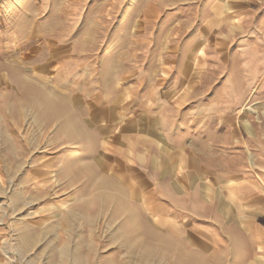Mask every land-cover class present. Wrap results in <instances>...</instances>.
Returning <instances> with one entry per match:
<instances>
[{"label": "rangeland", "instance_id": "rangeland-1", "mask_svg": "<svg viewBox=\"0 0 264 264\" xmlns=\"http://www.w3.org/2000/svg\"><path fill=\"white\" fill-rule=\"evenodd\" d=\"M263 19L264 0H0V264L262 261L264 60L239 51L264 50ZM162 171L204 187L176 201L218 242L158 229Z\"/></svg>", "mask_w": 264, "mask_h": 264}, {"label": "crops", "instance_id": "crops-1", "mask_svg": "<svg viewBox=\"0 0 264 264\" xmlns=\"http://www.w3.org/2000/svg\"><path fill=\"white\" fill-rule=\"evenodd\" d=\"M172 119L175 120V126H170V121H172ZM161 123L167 124L168 125V129H162L165 132L164 137L167 139L168 143H172V141H177L176 136L174 133L175 128H177L178 121L175 119V117L173 116L172 113V118L166 117L160 118V126ZM144 139V138H143ZM147 141V140H146ZM145 140H143V143H148ZM151 143V142H150ZM178 166H182V163H179ZM194 167V165H192ZM185 168V167H184ZM195 168V167H194ZM196 170V169H195ZM198 172L202 171V169L200 170H196ZM164 172L162 171V174ZM163 177L161 178V176L159 177V182H156L155 179H151V183L153 184L154 182L157 183L155 184V187L158 188L159 192L155 191V190H150L148 191L149 194H145L142 197L143 198H151L153 197L154 199H156V204H154L152 206V213L153 216L156 219H158L159 222V226L158 229L159 230H166L167 225H169L170 229L173 230H181V229H185L186 231H188V233L190 232L191 234L193 233H198L200 235L203 234V236L205 237V240L203 243H208V239L210 238V242L212 243H216L218 242V236H216V238H214L213 236V231L217 230L214 229L213 227H211L210 222L206 221V218H201L195 211L192 210V208H181L180 206H178V202L176 200H178L180 197L179 196H185L187 199H197L200 198V201H208L207 197L204 195L203 191H204V187H199L197 185V183L195 181H191L192 183L190 185L188 184H183L181 185V181H179L176 177L172 178L170 177V175L168 176V178H166V176L163 174ZM225 181V180H223ZM148 182V181H147ZM150 183V182H148ZM255 181L252 180H247V182L245 183H241L239 187H242L240 189H249V190H253L255 188ZM165 187H167V193L164 194L162 193V191L165 189ZM200 188V190H199ZM256 190V189H255ZM235 191V190H234ZM240 202L236 201L232 202V205L234 204L233 207H235V205L237 206V208L239 207L240 209H245V207H249V206H253V202L250 199H241L239 198ZM229 213V212H228ZM233 213V212H232ZM234 214V213H233ZM198 220L199 223H196L194 221H192V223H189L188 221L191 220ZM205 220V221H204ZM206 222H209L208 224ZM189 223V224H188ZM214 229V230H213ZM222 229V228H221ZM185 231V232H186ZM211 235V237H210ZM254 235V234H253ZM253 235L251 237H253ZM215 240H213V239ZM192 239V236H189V240ZM195 244V243H194ZM251 249L253 250L254 248L258 247L260 249V247L262 248V252L264 251V241H261L257 238V236L255 235V241H254V246L253 244H250ZM254 247V248H253ZM262 257V256H260ZM260 258H256L255 260L250 261V263L252 264H263L264 263V258L262 259V261L259 260Z\"/></svg>", "mask_w": 264, "mask_h": 264}, {"label": "bare ground", "instance_id": "bare-ground-1", "mask_svg": "<svg viewBox=\"0 0 264 264\" xmlns=\"http://www.w3.org/2000/svg\"><path fill=\"white\" fill-rule=\"evenodd\" d=\"M242 22V21H241ZM236 24V23H235ZM239 24V23H238ZM243 22H242V26H243ZM260 30L262 31V34L259 32V35L261 36V35H264V19L262 20V21H260ZM234 37V36H233ZM235 39V38H234ZM230 41H225V40H223V38H221V39H219V40H217V42H216V51L218 52V54H217V56H218V59L219 58H221V59H223V60H226V58H224L226 55H224V51H226V49H228L229 48V45H230ZM215 46V45H214ZM259 47H261V44H259L258 43V45H257V48H255V50L254 51H250V52H244V51H239V53L241 54V53H245L244 55H246V56H248V58H249V60H248V67H252V63L256 60V61H259V62H263V60H264V50L263 51H260V49H259ZM259 52H262V54L261 53H259ZM202 54H203V52H201ZM248 53H249V55H248ZM201 55V54H200ZM199 55V56H200ZM235 57H233V59H232V65H233V67H234V70L235 69H237L238 67H239V65H238V63H239V60H237L238 58H236V59H234ZM201 59V58H200ZM200 59H198V60H200ZM202 59H204V58H202ZM228 60V59H227ZM252 60V61H251ZM197 63V62H196ZM202 64V63H201ZM202 67V66H201ZM260 67V66H259ZM252 69L253 70H256L257 71V69L256 68H253L252 67ZM232 71V77H233V81L235 80L234 79V74H235V71H237V70H235V71ZM184 75L185 74H183V73H181V75H180V77H179V80H180V83L182 84L184 81H186V80H184ZM264 80V79H263ZM186 93V92H185ZM189 95H190V93H189ZM185 98V97H184ZM164 127H167V125H165ZM253 129H252V127L251 126H249V125H247L246 127H245V129H242L241 130V132H242V134L245 136V134L244 133H246L247 135H248V133H251V131H252ZM251 157H254L252 154H251ZM254 163V162H253ZM251 168V167H250ZM231 187V186H230ZM237 189H240V187L238 188V186L234 189H232L233 191L235 190H237ZM68 219V218H67ZM25 229V228H24ZM30 229V228H29ZM23 230V229H22ZM31 231V230H30ZM24 232V231H23ZM22 232V233H23ZM34 237H35V233H33V231L32 232H26L25 234H24V236L22 237V240H23V243L25 244V245H32V244H34V242H35V240H34ZM67 246H68V244H65L63 247H62V249H61V252H60V255H61V257H64V256H66V254H67V252H68V248H67ZM77 254V253H76ZM68 257V256H67ZM58 260V259H57ZM81 260V259H80ZM80 260L78 261V263H80ZM82 263V262H81ZM51 264H58V262L56 261V260H54V261H51Z\"/></svg>", "mask_w": 264, "mask_h": 264}]
</instances>
